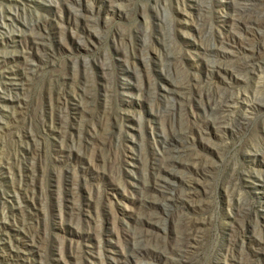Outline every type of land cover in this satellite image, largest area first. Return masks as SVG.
Returning <instances> with one entry per match:
<instances>
[{"label":"rangeland","instance_id":"1","mask_svg":"<svg viewBox=\"0 0 264 264\" xmlns=\"http://www.w3.org/2000/svg\"><path fill=\"white\" fill-rule=\"evenodd\" d=\"M0 264H264V0H0Z\"/></svg>","mask_w":264,"mask_h":264}]
</instances>
